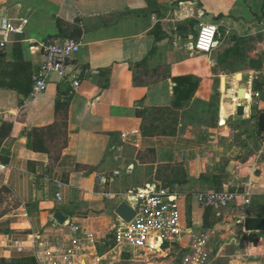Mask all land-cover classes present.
<instances>
[{
  "label": "crops",
  "instance_id": "1",
  "mask_svg": "<svg viewBox=\"0 0 264 264\" xmlns=\"http://www.w3.org/2000/svg\"><path fill=\"white\" fill-rule=\"evenodd\" d=\"M195 1L197 8L190 15L194 21L212 23L208 17L224 11L212 7L216 0ZM181 2L192 3L0 0V22H26L24 33L14 34L2 48L0 61V127L11 126L0 147V191L9 196L0 205V260L30 255L40 264H65L59 251L75 239H82L84 248L85 233L95 235L96 249H82L72 264H102L115 250L158 254L118 247L109 237L121 220L115 210L125 201L123 194L171 181L170 188L184 193L181 214L187 234H210V264H264V232L245 231L246 218H264V134L258 127L264 112L255 117L253 105L248 113L244 105V116H238L240 90L232 101L222 85L224 78L232 82L235 74H219L221 64L213 54L197 57L187 51L199 23L190 33L184 23L177 25L174 15ZM69 39L81 43L68 69L81 87L68 108L57 110L71 89V83L57 74L37 95L20 93L17 87L25 90L21 82L33 81L44 63L42 45ZM241 74V86L251 84L259 91L253 71ZM213 82L218 83L215 126L193 113L200 100L212 108ZM179 89L182 92L177 93ZM163 111H173L172 117L178 119L169 125L176 133L143 135L145 126L156 132L170 123V114ZM53 126L56 130L39 139L36 147L33 131ZM58 183L63 184L61 190ZM249 187L250 205L240 196L220 215L196 198L201 192L229 189L243 194ZM58 191L62 202L56 198ZM107 193L115 196L105 198ZM58 212L65 217L63 223L55 219ZM189 237L162 256L179 249L183 259Z\"/></svg>",
  "mask_w": 264,
  "mask_h": 264
},
{
  "label": "built area",
  "instance_id": "2",
  "mask_svg": "<svg viewBox=\"0 0 264 264\" xmlns=\"http://www.w3.org/2000/svg\"><path fill=\"white\" fill-rule=\"evenodd\" d=\"M3 19L0 22V47L6 48L12 41L14 34H23L26 22L19 20ZM198 34L192 50L198 54L211 55L219 43V27L208 22H199ZM44 51V63L40 71L33 76L34 84L31 96L44 91L51 75L57 74L62 79L71 83L69 97L78 93L81 84L75 74L68 69L75 56L81 50V43L75 39L64 42H49L42 45ZM251 101L247 102L249 108L256 100L261 98L259 91H254L249 86ZM237 94V92H236ZM239 98V97H238ZM116 176L120 172L115 173ZM61 190L63 184L58 183ZM250 187L248 191L240 194L237 191H206L197 195L198 202L213 209L218 215L230 206L238 197L244 200L246 206L250 205ZM113 194H105V198H113ZM120 196V195H119ZM135 210V217L130 223L119 220L111 231L116 246L130 248L133 251H147L155 253H167L176 243H179L185 236H190L186 246L187 253L182 259V264H210L208 251L210 234H187L186 227L182 222L181 198L184 193L161 184H147L142 188L128 191L122 195ZM56 198L62 202V194L57 192ZM77 230V229H76ZM84 241L87 243L85 249L95 250L97 243L93 233H85ZM82 239H75L69 245L64 246L58 253L59 260L65 264H72V259L84 248ZM42 245V243H40ZM54 261L53 254H48Z\"/></svg>",
  "mask_w": 264,
  "mask_h": 264
},
{
  "label": "rangeland",
  "instance_id": "3",
  "mask_svg": "<svg viewBox=\"0 0 264 264\" xmlns=\"http://www.w3.org/2000/svg\"><path fill=\"white\" fill-rule=\"evenodd\" d=\"M224 1V2H223ZM192 3L187 4H176L178 6V11L174 15L175 19H178V23H184L186 26V33H190V30L196 25V20L194 21L190 15L193 13L194 9L197 8V2L191 0ZM223 2V3H222ZM231 2V3H230ZM215 4H212L213 8H218L222 11L220 16L214 19L208 17V20L212 23L220 25L221 39L220 46L218 49L231 47L236 42L237 38H241L243 41L240 43V48L243 51L242 57H231L226 63L218 66L217 72L223 75H234L233 80H223V91H227L225 97L233 99L236 92L240 89L243 90L241 97L237 98L242 105L246 106V112L249 109L247 101L251 99V94L249 88L241 86L240 82L242 79L241 72L253 71L255 76V88L261 92V100L258 104H254L252 109L255 117L261 112H264V0H216ZM224 4V5H223ZM228 12V17H227ZM12 14L15 15L13 12ZM11 16V15H10ZM16 16V15H15ZM190 17V18H188ZM181 19H187L182 20ZM229 19L228 23L222 20ZM221 20V21H220ZM181 21V22H180ZM185 21V22H183ZM196 22V23H195ZM207 22V21H206ZM172 24L175 22H171ZM198 25V24H197ZM192 41L194 42L197 36V30L195 28L192 30ZM240 35H243L240 36ZM189 42V41H187ZM187 49V47L185 46ZM189 49V50H188ZM187 51L190 54H194L197 57L203 56L198 55L192 46H188ZM204 65V60H202ZM215 71V72H216ZM218 83L213 82L210 86H213L214 95L212 108H208V103L199 101L198 105L194 106L193 113L194 118L202 122L211 123L213 126L217 123L219 117V110L217 112V95H215V90ZM227 85H231V89H227ZM244 92L249 93L250 97L245 96ZM203 100V99H202ZM225 105V104H224ZM260 108V109H259ZM262 110V111H261ZM225 112V111H224ZM248 113V112H247ZM223 115V109L221 110V117ZM164 185L167 186L166 183ZM4 198L9 196L3 195ZM179 249H173V253L168 256H162L161 253L158 254H134V253H121L115 250L112 254L108 255L105 259H102L100 263L102 264H181L182 254L179 253ZM176 252V253H174ZM179 253V254H178Z\"/></svg>",
  "mask_w": 264,
  "mask_h": 264
},
{
  "label": "trees",
  "instance_id": "4",
  "mask_svg": "<svg viewBox=\"0 0 264 264\" xmlns=\"http://www.w3.org/2000/svg\"><path fill=\"white\" fill-rule=\"evenodd\" d=\"M220 36H221V32H220V28H219V39H220ZM242 41L243 40L241 38H237L236 42L234 43L233 46H231L229 48H224V49H215L212 54L215 55L218 64L222 65V64L226 63L231 57H234V56L242 57L244 55L242 49L240 48V43ZM3 58H4V53H3L2 48L0 47V61ZM33 84H34V80L32 81L29 78L26 81H22L21 84H20L21 87L25 86V88L27 90L26 89L25 90L20 89L19 87H17V89L20 91V93L28 96L31 93V90H32L31 86H33ZM29 86H30V88H29ZM180 86H182V85L180 84ZM3 87L9 88L8 85H5ZM180 92H182V91H180V89H179L177 93H180ZM70 98L71 97L68 96L67 99H65L63 101L64 102L63 104H61V103L58 104L57 105V110H60V108L61 109H67ZM155 111H159V110H155ZM145 112H147V111H145ZM166 112L170 114V118H168L169 120L171 119L170 123L166 124V126H164V127H158V131L155 130L156 132L150 130L149 128H146V126H145L142 129L143 135H145V136L146 135H154V134L174 135L176 133V129H173V128L170 129L169 125H172V124L176 125L178 123V119L176 117H172V116H174L173 111H163V113H166ZM162 118H163V116H161V119ZM66 121H67V114H65L64 118L62 119V123H61V127L62 128L60 129V131L62 133H64V129L63 128H65L67 126ZM55 130H56L55 126L50 127L48 129H36V130H34L33 134H34V137H35V142H34L35 146L37 147L38 144H41V140H39V139H43L50 131H55ZM10 132H11V126L10 125L4 124L2 127H0V147L3 144V142L5 141V139L10 135ZM165 183L167 184V187H169L168 184L169 185L173 184V182H171V181L170 182L166 181ZM164 186H166V185H164ZM4 192L7 193V191L4 190V189L0 191V205L3 202V200H4V197H3V193ZM206 213L208 214V212H206ZM1 215H2V213H0V216ZM207 219H208V216L205 215V225L207 224ZM109 238L112 239V241L114 242L112 235ZM110 247L111 246H109V248ZM0 264H40V263L34 256L25 255V256H22L20 258L13 259L11 261H8L6 259H1L0 260Z\"/></svg>",
  "mask_w": 264,
  "mask_h": 264
},
{
  "label": "water",
  "instance_id": "5",
  "mask_svg": "<svg viewBox=\"0 0 264 264\" xmlns=\"http://www.w3.org/2000/svg\"><path fill=\"white\" fill-rule=\"evenodd\" d=\"M243 94V90L240 89L239 97ZM245 113V106L240 105L237 107V115L244 116ZM258 127L259 133L264 134V113H262L258 117ZM115 214L125 223H130L136 213L135 210L131 207V205L127 201H123L121 205L115 210ZM55 219L59 223H63L65 221V217L58 212L55 215ZM245 231L249 233H261L264 232V218H255L249 217L245 219Z\"/></svg>",
  "mask_w": 264,
  "mask_h": 264
}]
</instances>
